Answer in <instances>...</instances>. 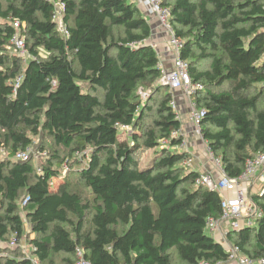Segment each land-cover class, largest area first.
I'll return each mask as SVG.
<instances>
[{"label":"trees","instance_id":"trees-1","mask_svg":"<svg viewBox=\"0 0 264 264\" xmlns=\"http://www.w3.org/2000/svg\"><path fill=\"white\" fill-rule=\"evenodd\" d=\"M59 1L66 35L52 17L51 0H0V150L6 153L0 158V252H8L0 264H33V257L39 264H75L77 250L90 264L225 261V247L205 225L221 215V198L195 185L198 172L180 165L187 151L177 145L185 137L172 134L181 120L160 80L149 20L134 0ZM162 4L183 40L180 55L189 61L191 79L204 86L195 95L204 111L203 139L226 174L238 177L246 160L264 150V0ZM11 20L21 24L27 56L9 51ZM205 59L208 68L197 70ZM140 90L148 92L145 99ZM40 132L54 148L40 146L47 155L38 164L16 160ZM78 155L87 159L79 176L90 198L62 183L51 186L59 166ZM252 198L262 212L257 224L227 238L258 259L264 258V184ZM25 221L31 256L18 248Z\"/></svg>","mask_w":264,"mask_h":264},{"label":"built area","instance_id":"built-area-1","mask_svg":"<svg viewBox=\"0 0 264 264\" xmlns=\"http://www.w3.org/2000/svg\"><path fill=\"white\" fill-rule=\"evenodd\" d=\"M134 1H137V5L146 16L154 17L159 26H161L166 33V42L174 57L173 67L171 69H165L160 63L159 65L162 68L160 80L169 87L172 93V98L169 104L176 111L177 117L180 120V111L176 101V93L181 91L188 108L187 120L191 123L192 131L197 137H199V140L203 145L202 150L205 157L212 164L211 169L199 170L201 164L199 166L198 163L201 160H199L195 152L188 149L186 139H183L181 143L177 145L178 149L187 151V156L181 161L180 165L187 170L198 172V175L194 178V184L218 192L221 198V215L217 219L209 217L205 224L206 230L212 234H216L218 241L223 244L227 252V259L225 261H219L214 264H264V258L253 259L244 255L239 247L235 244H231L227 238L229 231L255 226L262 215L261 209L252 198L253 194L248 190V185L250 183L248 178L251 175L256 174L257 171L264 170V150L246 160L244 170L238 177H230L226 174L220 156L214 154L211 147L207 141L203 139L201 134V120L204 116V111L197 106L195 95L202 91L204 86L201 82H196L191 79L189 61L182 58L180 55L183 47V40L176 36L174 28L170 24V8L163 5L162 0ZM52 2L54 5L52 17L56 21L58 29L66 35L67 31L62 22L64 4L59 0H53ZM11 24L15 29V32L9 40L10 46L14 49L16 54L27 56L28 51L24 37L21 34V24L17 20H11ZM151 46L156 49V45L153 43H151ZM19 81L20 76L15 79V85H18ZM119 128L129 130L130 127L128 125H120ZM179 133L184 137L182 130H174L172 132L173 135H178ZM0 153L6 155L5 151L2 149L0 150ZM46 155V152H39L38 156L35 157L31 152V146H29L25 151H20L15 156V159L20 161H27L35 158V160H42L41 158H45ZM38 170L40 171V167H38ZM52 182L53 180H51V185H53ZM27 199L28 198L26 197L22 202V205ZM226 225H229L231 229L226 230ZM77 255L78 259L75 264H90L83 259L80 250H77ZM198 264L213 263L202 260Z\"/></svg>","mask_w":264,"mask_h":264},{"label":"rangeland","instance_id":"rangeland-1","mask_svg":"<svg viewBox=\"0 0 264 264\" xmlns=\"http://www.w3.org/2000/svg\"><path fill=\"white\" fill-rule=\"evenodd\" d=\"M51 1H53V0H51ZM9 51L14 52V49L11 48V49H9ZM208 66H209V60L208 59L200 60L196 64L197 70H205L206 68H208ZM140 93H141L142 99H145L148 96V92H146V91L140 90ZM148 116H151V114ZM150 120L151 119L146 118L144 124L147 125L150 122ZM181 124H182V122H181ZM182 126H184V124ZM126 135L127 134L125 133V134L121 135V137L126 138L125 137ZM32 139H33V142L31 145V152L34 154L35 157L38 156V153L40 151V146H42V145L45 146V149L48 151H50V150H52V148H54V146L51 143V140L49 138H47L43 132H40L38 135L34 136ZM198 139H199V137H198ZM62 155H64V154L62 153ZM86 155H88V153ZM151 156H152V150L143 152L142 155L140 156V160H139L141 165L144 162H146ZM5 157H6V155H3L2 153H0V158H5ZM69 158H70L69 159L70 165L64 163L63 165L59 166V170L61 171L59 176L52 178V180H53V182H52L53 185H51L52 188H56L59 184L62 183L70 191H77L78 193L81 194L82 197L90 198L91 197L90 191L85 186L84 181L79 176V170L87 165V159L81 158L79 155L77 156V158L76 157L75 158L69 157ZM35 159H33V160L37 164H38V162H42V160L39 161V160H35ZM248 181H250V183L248 185V190H250L251 194H254L255 192L261 191L262 185L264 184V171H262V170L257 171L256 174H253L248 178ZM25 228H26V230H25L26 232H25L24 238L21 239L19 242L17 241L18 242V248L20 249L21 252L25 253L26 256H31L30 238L28 237V235H26L30 231V227H29V224L27 221H25ZM229 229H231L230 226L226 225V230H229ZM208 234L212 235L218 241V238H217L215 233L214 234L208 233ZM12 241L14 242V244ZM15 244H16V240L14 237H12L11 241L9 242V245L14 246ZM2 249L4 250V248H2ZM7 253H8L7 251H2V252H0V255H6ZM171 255H172L173 261L178 263L179 261H178L174 251H171ZM60 258H61V256H55V261H57ZM32 260H33V264H39L38 260L34 259V257L32 258Z\"/></svg>","mask_w":264,"mask_h":264},{"label":"crops","instance_id":"crops-1","mask_svg":"<svg viewBox=\"0 0 264 264\" xmlns=\"http://www.w3.org/2000/svg\"><path fill=\"white\" fill-rule=\"evenodd\" d=\"M135 2L137 4V1ZM143 15L146 16L144 13ZM146 18L149 20V24L151 28V36H150L149 41L150 43H153L154 45H156V50L160 58L159 60L161 64L163 65V67L165 69H171L173 67L174 57H173L170 47L168 46L166 42V33L164 32V29L161 26H159V24L157 23L154 17L146 16ZM176 94H177L176 101H177V105L180 111V118L182 122L181 130L188 143V149L192 152H195L199 160H201L198 163L199 166L201 164V167L199 168V170L211 169L212 164L207 160V158L205 157V154L203 153V150H202L203 145L198 139V137L192 131L191 123L188 122L187 120L188 108L182 96V93L181 91H178ZM183 124L185 127L182 126ZM231 264H235V263H231Z\"/></svg>","mask_w":264,"mask_h":264}]
</instances>
